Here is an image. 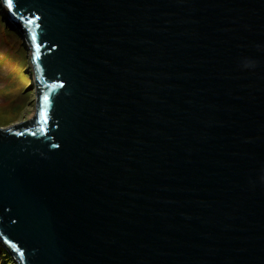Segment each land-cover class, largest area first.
<instances>
[{"label":"water","instance_id":"95a60500","mask_svg":"<svg viewBox=\"0 0 264 264\" xmlns=\"http://www.w3.org/2000/svg\"><path fill=\"white\" fill-rule=\"evenodd\" d=\"M1 1L37 85L0 129L17 263L264 264V0Z\"/></svg>","mask_w":264,"mask_h":264},{"label":"rangeland","instance_id":"374dc122","mask_svg":"<svg viewBox=\"0 0 264 264\" xmlns=\"http://www.w3.org/2000/svg\"><path fill=\"white\" fill-rule=\"evenodd\" d=\"M0 12L5 15L6 7L0 1ZM6 16V15H5ZM7 18V17H6ZM7 23L12 27L11 21ZM0 42V129L23 122L34 116L36 112V88L34 72L30 61V49L28 52L15 49L9 51V47ZM28 57V58H27ZM27 65L28 68H24ZM28 72V74H27ZM26 73V74H25ZM24 84V85H23ZM8 86V87H7ZM11 107L6 99L12 98ZM6 251L0 248V264H9ZM14 262L18 264L12 257Z\"/></svg>","mask_w":264,"mask_h":264},{"label":"trees","instance_id":"16d2710c","mask_svg":"<svg viewBox=\"0 0 264 264\" xmlns=\"http://www.w3.org/2000/svg\"><path fill=\"white\" fill-rule=\"evenodd\" d=\"M0 8H1V4H0ZM20 26L22 28L21 34L8 25L6 16L2 12H0V42L4 45H7L9 47V48L7 47L9 51H11L12 49H15V47L17 46V48L14 51L15 53H17L18 51H24L27 53L28 52V46H27L28 42L26 38H29V31L27 30L26 24L21 23ZM24 68H28L27 65H25ZM12 99L13 97L6 99L7 102L9 101L8 107H11V104L13 103V101H11ZM1 246L6 251L7 255H11L8 257L9 264L11 262H14L12 259L14 255L12 253L11 248L9 247L8 243L3 238L0 237V248Z\"/></svg>","mask_w":264,"mask_h":264},{"label":"snow or ice","instance_id":"6c2138e0","mask_svg":"<svg viewBox=\"0 0 264 264\" xmlns=\"http://www.w3.org/2000/svg\"><path fill=\"white\" fill-rule=\"evenodd\" d=\"M7 2H8L9 7H11V6H12V2H13V0H7ZM43 99H44L45 101H47V100H48V97L45 95V96L43 97Z\"/></svg>","mask_w":264,"mask_h":264}]
</instances>
